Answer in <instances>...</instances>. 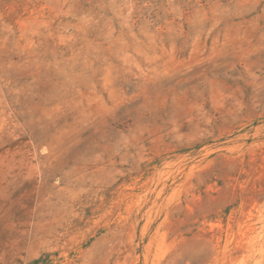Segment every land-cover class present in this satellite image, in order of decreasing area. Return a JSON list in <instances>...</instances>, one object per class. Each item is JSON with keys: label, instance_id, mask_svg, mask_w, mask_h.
I'll return each instance as SVG.
<instances>
[{"label": "rangeland", "instance_id": "374dc122", "mask_svg": "<svg viewBox=\"0 0 264 264\" xmlns=\"http://www.w3.org/2000/svg\"><path fill=\"white\" fill-rule=\"evenodd\" d=\"M0 264H264V0H0Z\"/></svg>", "mask_w": 264, "mask_h": 264}]
</instances>
